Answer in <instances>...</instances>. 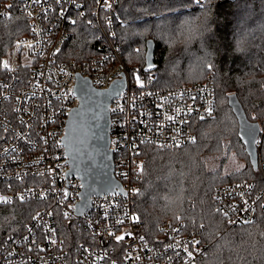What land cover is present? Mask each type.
Listing matches in <instances>:
<instances>
[{
    "label": "built area",
    "instance_id": "1",
    "mask_svg": "<svg viewBox=\"0 0 264 264\" xmlns=\"http://www.w3.org/2000/svg\"><path fill=\"white\" fill-rule=\"evenodd\" d=\"M201 4L206 0H191ZM118 0H2L0 15L17 5L29 22L0 57V203L43 204L0 247V264H205L198 236L183 230L180 216L157 230L144 227L131 208L133 175L143 163L141 146L177 147L195 138L193 118L213 111L211 75L199 82L160 89L129 71L115 43ZM95 26V50L67 61L62 47L80 17ZM104 89L124 75L125 88L110 104L114 176L123 192L93 195L90 209L74 212L81 182L67 175L62 143L66 119L78 103L76 74ZM141 80L139 84L135 75ZM244 180L215 187L214 200L230 224L255 219L264 189ZM64 221V225L60 221ZM123 237L117 240V237Z\"/></svg>",
    "mask_w": 264,
    "mask_h": 264
},
{
    "label": "trees",
    "instance_id": "2",
    "mask_svg": "<svg viewBox=\"0 0 264 264\" xmlns=\"http://www.w3.org/2000/svg\"><path fill=\"white\" fill-rule=\"evenodd\" d=\"M86 18L69 26L62 47L67 61L82 60L95 50V26ZM113 25L115 43L131 73L149 76L143 66L146 40L152 39L154 87L173 88L211 75L215 90L212 113L192 119V142L141 146L143 163L132 176V210L147 231L179 213L183 230L194 232L203 245L205 264H264L262 201L252 222L233 225L214 200L220 184L251 180L255 192L264 189V0H118ZM29 28L16 4L8 15H0V57ZM230 93L247 118L261 125L256 161L238 137ZM42 204L38 199L0 203V247L23 231Z\"/></svg>",
    "mask_w": 264,
    "mask_h": 264
},
{
    "label": "water",
    "instance_id": "3",
    "mask_svg": "<svg viewBox=\"0 0 264 264\" xmlns=\"http://www.w3.org/2000/svg\"><path fill=\"white\" fill-rule=\"evenodd\" d=\"M143 71L155 69L154 42L146 40ZM124 75L107 88L92 85L89 78L76 74L74 93L78 103L69 112L62 143L68 163L67 175H76L81 182L80 199L74 212L81 215L90 209L93 195L123 192L114 176L113 152L110 148V104L125 88ZM238 124V137L251 161H256L259 146L257 138L261 132L258 121L247 118L235 93L227 96ZM251 133L249 135L248 133Z\"/></svg>",
    "mask_w": 264,
    "mask_h": 264
},
{
    "label": "rangeland",
    "instance_id": "4",
    "mask_svg": "<svg viewBox=\"0 0 264 264\" xmlns=\"http://www.w3.org/2000/svg\"><path fill=\"white\" fill-rule=\"evenodd\" d=\"M10 47H11V46H10ZM137 78L139 79L138 75L136 74V75H135V79H136V81H137ZM202 81H203V80H202ZM187 83H190V82H187ZM187 83H182V84H180V85L187 84ZM139 84H141V80H140V79H139ZM257 145H259V144L257 143ZM178 215L180 216L179 213H175V214H174V217H176V216H178ZM2 245H3V244H2ZM2 245H1V246H2Z\"/></svg>",
    "mask_w": 264,
    "mask_h": 264
},
{
    "label": "snow or ice",
    "instance_id": "5",
    "mask_svg": "<svg viewBox=\"0 0 264 264\" xmlns=\"http://www.w3.org/2000/svg\"><path fill=\"white\" fill-rule=\"evenodd\" d=\"M197 2H199V0H197ZM137 82L139 83V79H138V78H137ZM248 134L251 135L250 132H249ZM116 239H117V240H121V239H123V237H122V236H121V237H117Z\"/></svg>",
    "mask_w": 264,
    "mask_h": 264
}]
</instances>
